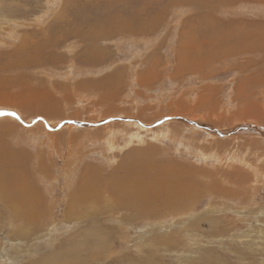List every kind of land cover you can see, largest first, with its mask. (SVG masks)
Returning a JSON list of instances; mask_svg holds the SVG:
<instances>
[{
	"label": "rangeland",
	"instance_id": "374dc122",
	"mask_svg": "<svg viewBox=\"0 0 264 264\" xmlns=\"http://www.w3.org/2000/svg\"><path fill=\"white\" fill-rule=\"evenodd\" d=\"M25 38L51 39L55 63L0 71V146L43 206L33 221L0 204V264H264V136L235 131L264 128V0H0L1 64ZM24 85L56 87L55 114L29 111L42 96ZM148 147L209 174L183 208L124 222L104 191L68 207L84 167L106 176Z\"/></svg>",
	"mask_w": 264,
	"mask_h": 264
},
{
	"label": "bare ground",
	"instance_id": "6f19581e",
	"mask_svg": "<svg viewBox=\"0 0 264 264\" xmlns=\"http://www.w3.org/2000/svg\"><path fill=\"white\" fill-rule=\"evenodd\" d=\"M100 24L102 25V23ZM135 28L138 29L137 27ZM92 29H94V27ZM128 29L130 31H133V29L132 30L130 28ZM68 37L69 36H67V38ZM252 39H254V41H251L252 45H255V42L257 44L258 40L256 41L255 38ZM23 40L24 41L20 42L19 47H17L14 52H12L11 54H9L10 52L9 53L6 52L7 54L4 53L7 59L5 60L6 62L2 64L0 63L1 65L0 71H9V70L19 71L20 69H23L25 67L27 69H38L40 67L47 66V64L53 65L55 63V60L53 58L55 56H53L54 55L53 53H49L50 49H48L53 46V43H48L49 41H51V39H43L36 43L30 42L26 38ZM258 44L260 45V42ZM261 46L263 47V45ZM45 50L46 53H43ZM2 54L3 52H0L1 56ZM42 56L44 57L43 60H42ZM91 60L94 61L93 58H91ZM24 78L26 79L24 80ZM27 78H29L28 75H22L19 79L22 80L23 84H25L27 81L31 80ZM10 80L13 83H17V84L20 83L18 81V78H14V79L10 78L9 81ZM0 85H1V81H0ZM25 88L28 89L30 95L32 96H42L40 97L41 100L37 101L38 105H33L32 106L33 110H29V111L32 112L39 111L40 114L45 113L44 115L46 118H49L53 114H55V111H57L55 104L57 103L53 100L54 99L53 93H55L53 90H56V87L50 88V91L46 87L37 88V87L25 86ZM16 92L24 93L25 91L22 88L21 89L17 88ZM13 97L15 98L16 96ZM18 97L20 96H17V98ZM30 101L32 102L31 99ZM240 127L241 129H239ZM9 129L10 128H7V131ZM235 131H246V133L254 132L264 136V128H260L256 126L244 127V125H242L239 126ZM23 159L24 158L22 156H18L17 154L11 152L9 148L0 146V204L1 206L3 205V207L5 205H10V204L13 205V208H15V210H13L12 215L16 214L17 212L20 213V210H22V212H25L28 215V217H30L33 216V210L35 208L41 210L42 209L41 206H43V204L41 202L40 197L36 194L35 190H33L34 188H32V186L28 183L29 181L26 180V176H27L26 172L24 175L25 167L15 165L17 163L24 164ZM38 166L39 168H41L42 164L40 165L38 164ZM109 171L111 173L108 172L105 174L106 176H104L103 174L100 175L99 172L95 168H92L91 166L84 167L79 177H77V181L75 183L76 187L73 188L74 191L72 192L70 197L71 199H69V202L67 204L68 207L73 208L74 206H77L74 203H80V205L95 204L96 206L104 204L105 206V204L108 203L107 202L101 203L100 202L101 196L100 195L98 196L100 192L104 191L102 192L103 195L107 194L109 197L111 196L112 198H115L117 204L118 202L119 204L121 202L120 206L117 205L118 207L124 210H129L131 212V213L128 212V214L130 213L131 216L123 215L121 216L122 218L119 216L118 219H123L122 221L125 222L127 220L132 219L131 217L138 218L142 216H146V217L153 216L156 213L167 211L168 209L183 208L184 202L187 201L185 197L182 196L185 195V192L187 193L190 191V190H186L185 188L189 187L191 185L190 183L195 182V179H197V177L199 178V176H202L200 177L202 179L205 177H210L208 176L209 174L207 175L205 172L202 171L199 172L192 168L183 169L179 164H175L173 162H168L165 165H159V161L154 160V152L153 149L150 147L143 150L133 151L127 154L124 158H122L121 161L115 164V166L112 167V169ZM240 175H238L237 173L234 174L233 176L230 175V177L228 178L229 182L234 183L237 186H241L242 184H244L243 182L247 181L248 178L245 177L244 174L243 176ZM100 184H102V186H100ZM222 191H227V190H219L218 193ZM210 192L209 194H211ZM117 206H113L114 209ZM76 218L78 217L76 216ZM28 219L33 220L34 218L30 217ZM31 224H32L31 222L26 223V225H31ZM68 252H70V249L65 251L63 254H65V256H68L69 254H71ZM58 255L61 254L51 253L47 257H43L39 259L34 264H66L62 261L63 257L60 258ZM49 258L51 259L47 260ZM81 259L82 260L78 261V264L85 263L83 257ZM70 264L72 263L70 262ZM146 264H151V262L147 261Z\"/></svg>",
	"mask_w": 264,
	"mask_h": 264
},
{
	"label": "water",
	"instance_id": "95a60500",
	"mask_svg": "<svg viewBox=\"0 0 264 264\" xmlns=\"http://www.w3.org/2000/svg\"><path fill=\"white\" fill-rule=\"evenodd\" d=\"M245 126H248V125H244V127ZM248 127H253V126H251V125H249ZM239 129H241V127L239 128ZM251 132H249L248 134H250ZM256 135H258V134H256Z\"/></svg>",
	"mask_w": 264,
	"mask_h": 264
}]
</instances>
